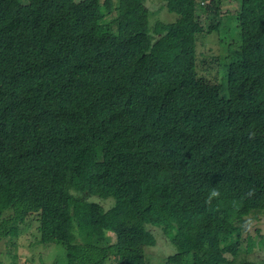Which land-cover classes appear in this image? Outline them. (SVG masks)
Here are the masks:
<instances>
[{
	"label": "trees",
	"instance_id": "obj_1",
	"mask_svg": "<svg viewBox=\"0 0 264 264\" xmlns=\"http://www.w3.org/2000/svg\"><path fill=\"white\" fill-rule=\"evenodd\" d=\"M116 1L0 0L3 249L30 231L66 264H148L152 227L175 249L165 264H253L241 255L264 250V0H237L225 25L218 0H161L170 23L150 0ZM199 32L225 47L220 85L197 74Z\"/></svg>",
	"mask_w": 264,
	"mask_h": 264
},
{
	"label": "rangeland",
	"instance_id": "obj_2",
	"mask_svg": "<svg viewBox=\"0 0 264 264\" xmlns=\"http://www.w3.org/2000/svg\"><path fill=\"white\" fill-rule=\"evenodd\" d=\"M103 2L104 0H100ZM220 4L219 7V20L225 25L227 21L228 14L232 13L237 6V0H218ZM113 5L116 6L117 1L112 0ZM209 3V1H205ZM145 6L151 12V16L153 19L160 20L163 23L173 22L176 18L175 14L167 12V10L163 7V2L161 0H150L145 2ZM116 8V7H115ZM104 18L102 20L103 23L111 22L115 19V13L112 11L111 14H108L103 9ZM206 16V15H205ZM206 20H201L202 29L205 31L208 29V26L211 22L218 23V19L215 14L208 15L205 18ZM225 47L220 44L219 37L217 33L205 34L199 32L197 45H196V69L197 74L199 76L207 75V78L210 82H214L216 85H220L223 81V77H225L226 71L222 68L221 73L217 75L215 73L220 70V68L216 65V59L222 55ZM172 182H176V176L172 175ZM88 201H93L98 203L103 207L104 210L109 209L113 205L112 199L104 200L101 197H91ZM259 225V229L261 234L264 236V218H262V222ZM150 232H152L155 238V245L150 248H145L144 256L145 261L148 264H165V259L173 254H175L174 247L167 241L163 233L160 229L149 227ZM30 234V231H24L22 233V241L16 242V247L13 248H4L3 243L0 242V249L3 251L0 252V264H66V257L64 248L61 245L57 244H42L38 241L32 245L29 243L31 240V236L27 237ZM254 228L249 227V231L247 235H244V239L249 235L250 240L257 236L254 235ZM114 238V236H113ZM11 240V239H9ZM27 240V241H26ZM16 241V240H14ZM26 241V242H24ZM264 238L262 237L260 242H263ZM253 246L256 247L253 252L249 255H241V258L249 259L253 262V264H264V250L259 249L257 245V240L252 241ZM24 251H26L29 256L33 257L30 261H25L24 259H20L17 256H20ZM33 260V261H32Z\"/></svg>",
	"mask_w": 264,
	"mask_h": 264
},
{
	"label": "bare ground",
	"instance_id": "obj_3",
	"mask_svg": "<svg viewBox=\"0 0 264 264\" xmlns=\"http://www.w3.org/2000/svg\"><path fill=\"white\" fill-rule=\"evenodd\" d=\"M203 3V2H202Z\"/></svg>",
	"mask_w": 264,
	"mask_h": 264
}]
</instances>
